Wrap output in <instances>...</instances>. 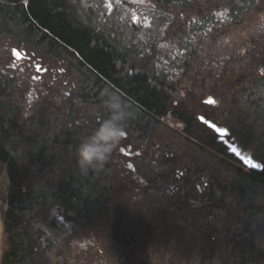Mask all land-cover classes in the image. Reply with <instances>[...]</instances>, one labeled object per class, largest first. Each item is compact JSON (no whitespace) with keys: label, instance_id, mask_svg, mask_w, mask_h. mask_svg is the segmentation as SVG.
Masks as SVG:
<instances>
[{"label":"trees","instance_id":"obj_1","mask_svg":"<svg viewBox=\"0 0 264 264\" xmlns=\"http://www.w3.org/2000/svg\"><path fill=\"white\" fill-rule=\"evenodd\" d=\"M25 1L0 0V39H22L34 52L43 48L76 60L90 73L81 76L82 97L90 106L59 103L57 107L48 98L29 103L27 83L18 78L7 58L0 57V164L9 181L0 264H90L91 247L84 240V231L92 228L110 236L106 242L110 253L118 242V252H127L137 261L107 258L102 264H179L175 251L189 252L196 249L195 244H199V257L189 264H264V26L257 23L251 27L264 12V0H154L171 14L172 33L179 38L198 26V19L199 50L204 46L205 52L203 56L193 55L195 62L199 61L195 67L199 68V114L221 107L220 119L210 111V116L202 115L226 128L240 151L257 161L261 169L245 170L217 135L199 122V142L238 163L231 169L233 176L228 170L219 185L212 183L214 189L201 201L215 211V219L206 227L213 231L199 232V243L191 233L159 239L153 223L138 216L134 218L136 234L130 251L125 248L121 230L113 233L105 162L102 167L82 170L76 146L104 120V110L98 104L102 93L114 92L116 97L123 93L134 100L132 109L125 108L129 119L142 120L146 115L158 120L171 114L178 120H197L194 108L168 107L160 96L161 88L141 74H129L117 52L105 48L103 38L101 43V36L79 21L64 0ZM223 29L226 33L219 34ZM227 35L239 38L224 43L229 49L222 50V36ZM42 38L47 40L42 42ZM211 43L220 44L213 49ZM189 45H194L192 40ZM179 47L182 53L190 51ZM69 48L75 49L84 63ZM188 64L179 68L188 69ZM206 95L213 96V105L203 102ZM24 108L32 112L23 115ZM81 108L85 120H74ZM106 113L108 116L107 109ZM199 166L201 179L208 167ZM214 170L219 172L221 167ZM221 206L231 211L223 213ZM207 210L199 212V229L208 221ZM256 218L261 223L257 224ZM141 238L146 240L141 242ZM143 243L156 248L148 250L146 256L135 249ZM178 243L181 249L176 247Z\"/></svg>","mask_w":264,"mask_h":264},{"label":"flooded vegetation","instance_id":"obj_2","mask_svg":"<svg viewBox=\"0 0 264 264\" xmlns=\"http://www.w3.org/2000/svg\"><path fill=\"white\" fill-rule=\"evenodd\" d=\"M116 1L118 4L117 8H115ZM64 2L67 6L72 7L77 15L75 8L79 1L64 0ZM22 3L26 4L27 2L23 0ZM107 5L109 14L115 12L120 23H122L123 18H129L134 28L139 29H144L149 25L151 14H162L169 17V20L165 21L160 30L161 36L150 43L149 51L145 55L143 53H133L123 48L128 53L124 54L120 44L118 42H108L107 37L103 39V46L114 50L115 53L117 52L116 56L125 63V69L129 74H141L148 81L157 84L162 91L160 96L164 97L163 100L168 104V107L182 109H185L186 106L190 109L192 107L194 108L192 113H195L196 117H198L199 68L195 67H199V61L195 62L196 58L192 55L188 69L179 68L184 66V54L186 53H182V49L179 46H187L188 40L185 37L179 38L173 34L174 32L172 33L174 28L171 24V14L163 11L154 0H111ZM77 18L85 24L78 15ZM195 22L199 25L198 19ZM192 39L197 44L195 50L196 54L199 55V30L197 36ZM163 43L166 51L173 52L172 54H167L165 62L159 60L158 53L154 55V50H161L160 44ZM172 46L175 48L171 50ZM59 47H57V50H59ZM42 49V52L39 51V55H37L39 60L43 57L57 60L67 73H70L73 77L74 84L71 87L68 100L64 102V106L67 104L72 107L90 106L89 100L82 97L84 90L81 87L82 74L90 75L88 69L80 68L76 60L68 59L70 56H67V58L58 57L54 55V52L48 53ZM68 50L74 52L84 63L82 57L75 49L69 48ZM32 60L33 53L26 51L22 53L21 61L25 62L22 72L29 71L28 63H31ZM156 61H160L163 66L160 67ZM40 77L44 85L43 73L40 74ZM159 78L163 79L164 82L160 81ZM110 94L115 95L114 92H110ZM119 94L120 96H117V98L122 105H125V108L132 109V106L136 104L135 101L124 96L123 93ZM98 104L100 109L104 110L101 119H105L107 113L106 108L102 105V99H100ZM91 105L96 104L91 103ZM173 121L179 129L175 131L168 128V130L176 135L168 132L167 137L171 142L160 143L156 138L159 131L158 128L161 126L160 120H155L154 117L150 118L146 115L142 120L129 119L127 117L125 134L105 161L106 180H111L118 175V179L125 188L130 187L133 189L134 198H136L134 204L140 211L134 218L138 216L142 218V211L146 213L164 210L166 213L168 210L170 214L173 212L175 214L178 213L182 218L177 219L180 220V223L173 226V228L172 226L170 227L168 236L177 238L178 236L191 233L192 236L197 234L199 237V232L205 230L211 233L213 231V229L206 228L210 225L212 212L207 213L209 221L206 227H202V223V229H199V212L205 210L203 206L199 207V123L191 119L178 120L174 118ZM197 121L199 122V120ZM231 139L233 141V137L225 136L222 144L226 147V143L232 142ZM183 148H188L193 154H187ZM158 163H161V165ZM192 188L193 190H191ZM143 219L150 220V217L145 216ZM194 248L199 249V245Z\"/></svg>","mask_w":264,"mask_h":264},{"label":"rangeland","instance_id":"obj_3","mask_svg":"<svg viewBox=\"0 0 264 264\" xmlns=\"http://www.w3.org/2000/svg\"><path fill=\"white\" fill-rule=\"evenodd\" d=\"M77 1H79V3L77 4L75 11L77 15L81 18V20H83L85 24L87 23V25L93 28L96 31V33H98L101 37H103V39L104 37H107L108 42H112V43L118 42L124 54H128L127 51H132L133 53L135 52L143 53L145 55L149 51L148 47L150 43L161 36L160 30L163 27L165 21L169 20V17L163 16L162 14H156V15L151 14L150 15L151 18L149 19V25H147L144 29L134 28L133 23L129 20V18H123L122 23H120V21L117 18V14L115 12H113V14H109V8L107 4L111 0H77ZM117 7L118 4L116 1L115 8ZM256 15H257V11L254 12L253 17L256 18ZM257 23L260 24L259 27L261 28L264 26V12L259 13L257 15L256 21H254V23L251 24V27L252 28L257 27ZM198 30H199V25L191 27L185 33V38L186 36H188V38H190V40L193 41L192 38L197 36ZM247 30L249 31V29ZM220 33L225 34L226 31L224 29L220 30L219 34ZM222 37H224L223 39H225V41L221 42L220 45V48L222 50L229 49V45L224 43L231 42L234 39L239 38L238 36L235 35L232 36L227 35ZM189 41H187L186 44L187 46H183V48H190L189 49L190 51H186V53L184 54V58H185V61L183 62L184 65L186 63L188 64L192 55L196 53L195 48L197 44L193 41L194 45H189ZM219 44L220 43H211V46L213 49H215V47ZM160 47L161 50L159 51L154 50V55H157L158 53L159 60L165 62V58L167 57V54H172L173 52L166 51L164 49L165 47L164 43L160 44ZM123 48H125V50L127 51L123 50ZM174 48L175 47L172 46L171 50ZM13 49H15L14 52ZM25 51L33 53V60L31 61V63L30 62L28 63V69H29L28 72H22V67L25 65V62L21 61L19 55L20 53H23ZM199 54H201L202 56L205 55L204 46H202L201 50H199ZM37 55H38L37 53L29 49L20 39L17 41L11 36L5 37L4 40L0 39V57L7 58L6 60L7 63H9V65H11L12 67H17L16 71L19 72L20 74L16 73V75L18 76L19 79H22L27 83V97L29 103L39 102V100L42 97H44L46 99L48 98L50 101L55 102V105L57 107L59 103L64 105V102L67 101L70 96L71 87L74 84L72 75H70V73H67L65 68H63L57 62V60H53L51 58H44V57L41 60H39V57H37ZM14 57H17V59H15ZM156 62H158V65L160 67L163 66V64L160 61H156ZM18 68L21 70V72L19 71ZM41 73H43L44 85L41 82L42 79L40 77ZM159 80L164 82L163 79L161 78H159ZM208 111H210L211 114L216 113V118L218 119L222 118L223 109L221 107L205 109L202 112L209 115ZM24 112H25V108H24ZM24 112L23 115H28L32 111L27 110L25 113ZM79 114L80 117L82 118H79ZM84 117H85L84 110L83 108H81L78 109V112L76 113V118L74 120H85ZM173 120L174 118L172 116H169L167 118L165 117L164 119L160 120L161 126L158 128L159 131L156 136L157 140L160 143L171 142L168 139L167 135L168 132H172V131H169L168 128L171 130L174 129L175 131L179 129V127H177L176 123ZM195 121L198 122L197 120ZM199 145L203 146V149L199 148V164H205L208 167L205 168V171L203 173L204 177H201V179H199V207H202L203 204L201 203V201L203 199H206L205 198L206 195L209 194L208 192L212 188L214 189V185L212 183L216 182V185L217 184L219 185L220 182L219 179H222L224 175H227L228 170L230 172L231 169L234 170V166H238V163L230 157L224 156L225 158H223L222 157L223 155L219 156L216 152L209 150V148L207 149L206 146L201 144L200 142ZM183 150L186 151L187 154H193V152L188 148H183ZM158 164L161 165V163ZM217 164L221 167V171L219 172H216L214 170L218 166ZM213 165L214 167H211ZM199 168L201 169V166H199ZM231 174L233 176L232 172ZM224 181L226 182L225 179ZM105 185L108 190V197L110 201L113 233L117 234L121 230V233H123L122 236L125 239V248H127L130 251L133 247L132 236L136 234V227H135L136 222L134 221V216H136L137 213L140 212L138 210V207L135 206L136 204H134L136 200V198H134L135 196L134 191L130 187L125 188L124 185L121 183V181L118 179V175L112 178L111 180L106 181ZM8 188H9L8 177L4 166L0 164V254L4 245L3 232H2V218L7 209L6 199L8 195ZM191 190H193V188ZM258 201L260 202V200L256 199V202ZM221 208H222L221 211L224 210L223 213H227L231 211V210L227 211V209L224 208V206H221ZM205 209L206 210L208 209V212L210 211L215 214V211L210 210L209 207H205ZM213 213L211 215V220H210L211 222L215 219V215ZM141 214H143L142 215L143 217L145 216L150 217V221L153 223V227L156 230L159 239L165 238L163 237V235L168 236L170 227L172 226L173 228V226L180 223V220L177 219H182L180 215H178V213L175 214L173 212L170 214L168 210L166 213L164 210L162 211L158 210L155 212H146V213L142 211ZM255 220L257 224L261 223V221L258 218H256ZM98 230H99L98 228L97 229L92 228L90 230L89 229L86 230V232L84 231L85 233L84 240L91 247L89 260L93 264H102V262L107 258L109 259L115 258L117 259L116 261H118L119 258L121 257L124 260L125 259L127 260L128 258L133 259L132 257H130V255L127 254V252H118V247H117L118 242L113 248L112 253H110V250L107 249L106 247V242L109 241L108 238H110V236L106 234V237H104L102 236V234L98 232ZM199 236H201V234ZM193 238L196 240V243L197 242L199 243V237L197 236V234H194ZM145 240L146 239L141 238L140 241L142 242ZM197 245L199 244H195L194 247ZM176 247L181 249L183 246L182 244L178 243ZM153 248L155 249L156 247L154 246L148 247L146 243H143L140 248L136 247L135 249H140L141 253L143 252L147 256L148 250ZM189 250H190L189 252H183V250L175 251V257L180 258V261L178 262L179 264H189V261L192 258H195L197 255L199 257V251H198L199 249H189ZM139 254L140 253H138L137 255ZM141 256L142 255H140V258ZM133 261L137 262L135 259H133ZM190 264H196V263H190Z\"/></svg>","mask_w":264,"mask_h":264},{"label":"clouds","instance_id":"obj_4","mask_svg":"<svg viewBox=\"0 0 264 264\" xmlns=\"http://www.w3.org/2000/svg\"><path fill=\"white\" fill-rule=\"evenodd\" d=\"M102 105L107 109L108 117L76 146L77 163L82 170L102 167L125 134V121L129 115L126 106L115 95L105 93H102Z\"/></svg>","mask_w":264,"mask_h":264},{"label":"water","instance_id":"obj_5","mask_svg":"<svg viewBox=\"0 0 264 264\" xmlns=\"http://www.w3.org/2000/svg\"><path fill=\"white\" fill-rule=\"evenodd\" d=\"M200 121L205 122L209 127H211L218 135L223 136L226 134V131L224 129H220L218 128L216 125L214 126V124H212L209 121H206L204 118L199 117ZM229 146V151L231 153H233L236 157H238L242 163L247 166L248 168L252 169V170H256L259 171L260 167L257 166V164L249 157V156H245L240 154L239 150L235 147V145H231V144H227ZM235 151V152H233ZM247 160H251V163H246Z\"/></svg>","mask_w":264,"mask_h":264},{"label":"snow or ice","instance_id":"obj_6","mask_svg":"<svg viewBox=\"0 0 264 264\" xmlns=\"http://www.w3.org/2000/svg\"><path fill=\"white\" fill-rule=\"evenodd\" d=\"M202 118H203V117H202ZM214 126H215V125H214ZM233 152H235V151H233ZM246 163H251V160H247Z\"/></svg>","mask_w":264,"mask_h":264},{"label":"bare ground","instance_id":"obj_7","mask_svg":"<svg viewBox=\"0 0 264 264\" xmlns=\"http://www.w3.org/2000/svg\"><path fill=\"white\" fill-rule=\"evenodd\" d=\"M162 85V84H161ZM172 90V89H171ZM164 98V97H163ZM127 120V119H126ZM148 130V129H147Z\"/></svg>","mask_w":264,"mask_h":264}]
</instances>
